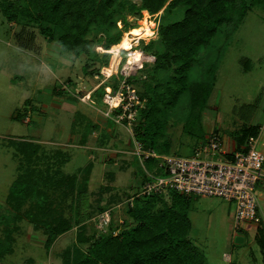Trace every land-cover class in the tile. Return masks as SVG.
Instances as JSON below:
<instances>
[{"label": "rangeland", "instance_id": "rangeland-1", "mask_svg": "<svg viewBox=\"0 0 264 264\" xmlns=\"http://www.w3.org/2000/svg\"><path fill=\"white\" fill-rule=\"evenodd\" d=\"M11 1L21 9L27 7L25 0ZM168 1L156 13H151L136 8L141 0H114V16L101 23L94 21L89 27L85 36L89 48L96 53L107 52L106 65L111 63L114 67L127 56L125 49L114 52L127 30L142 26L143 22H151L157 28L159 20L167 23L182 19L184 7L168 9ZM132 5L135 8L131 9ZM47 26L51 29L49 35L53 34L51 38L64 31L62 25L32 22L25 13H19L17 19L10 23L0 12V264H63V250L75 243L76 234L81 228L79 225L84 224L87 234L96 231V215L105 207L112 208L111 221L114 224L123 220L127 216L125 193L130 194L145 177V169L152 171L155 164L145 161V168L133 153L129 128L105 115L106 105L99 97L97 92L100 89L98 91L97 88L106 80L115 83L117 77L106 78L101 83L99 70L103 63L100 60H94L84 71L85 54L77 55L56 40H51L43 32ZM22 29L31 30L35 35L32 50L22 49L15 43L14 33ZM118 33L119 38L111 43L109 49H105L103 44L108 41V36ZM157 36L154 33L140 39L136 47L143 49L149 41L157 40ZM197 58L190 71V80L199 79L211 64H215L214 86L205 108L199 115L194 113L197 117L194 126L193 123L186 124L184 128V120L190 110L185 94L175 101L173 108L158 116L159 120L164 119L160 128L163 135L156 143L160 151L164 146L168 147L167 153L190 155L201 142L199 138L204 130L207 132L211 127L217 128L214 131L225 143L234 129L246 126L244 123L250 119L254 109L255 114L250 122L262 123L264 0L251 1L241 20L234 24H223L211 41L202 47ZM153 64L145 65L130 78L136 90L144 94L135 123L141 120L140 110L148 100L144 92L147 79L153 77L154 83H166L171 78V74L165 77L166 73L157 71ZM171 68L168 73H172ZM88 91L93 94L92 98L80 99L81 94ZM25 109L27 115L21 117ZM188 129L193 133L188 134ZM9 140L31 141L32 144L41 145V156L30 166L42 172L48 168L50 171L58 169L57 177L61 179H66L67 174H77V187L84 182V178L80 177V173L84 176V171L79 172V169L93 166L88 177L87 192L81 195L84 200L82 220L48 246L46 244L48 250L44 247L48 238L44 228L33 229L26 220L16 224L7 219L13 212L5 201L9 184L17 179L19 173H23L26 165L22 153L11 147ZM58 149L68 155L66 162L61 159L64 157L62 154H53ZM160 151L157 152L163 153ZM104 169L106 172L112 171L111 181L105 178ZM105 186L111 188L101 190ZM76 191L74 187L73 193L66 197V203L79 205ZM255 192L260 208L264 209V192ZM52 194L54 201L60 200V191ZM229 206H233V203L221 197L197 195L192 198L189 238L202 250L209 264H264V253L255 241L258 234L250 227L252 223L242 222L235 230L233 210L227 212ZM254 224L259 228L262 225L253 222V228ZM16 225L17 229L13 227ZM7 228L12 229L11 238L6 236ZM236 236H243L244 239L237 241ZM76 244L84 247L79 242Z\"/></svg>", "mask_w": 264, "mask_h": 264}, {"label": "trees", "instance_id": "trees-1", "mask_svg": "<svg viewBox=\"0 0 264 264\" xmlns=\"http://www.w3.org/2000/svg\"><path fill=\"white\" fill-rule=\"evenodd\" d=\"M166 1L141 0L140 6L136 8L156 13ZM251 1L256 2V0L168 1L166 5L168 9L182 6L184 11L182 19L178 21L166 23L159 20L157 40H151L143 46L146 52L155 55L154 68L166 73L165 77L171 74L169 82L154 83L151 76L152 78L149 77L144 84V92L148 100L145 107L140 110L141 120L134 127L136 138L144 147L160 151L156 143L163 135L160 128L164 119L159 120L158 116L173 108L172 105L183 94L187 95L190 108L184 120V128L186 124L195 125L194 120L197 117L195 118L194 113L199 115L206 106L207 98L215 83L216 66L214 63V66L211 64L199 79L191 81L190 71L193 69V64L196 60L198 61L197 56L202 47L211 41L223 24H234L235 21L244 17ZM25 2L27 7L21 9L11 0H2L0 12L10 23L17 19L19 13H25L35 23L45 21L62 25L64 31L57 37L51 38L53 34L49 35L50 26L44 28L43 32L66 50L77 55L84 53L87 57L83 65L84 71L94 60H100L103 65H106L109 54L93 52L85 36L92 22L101 23L106 18L111 19L114 16V0H25ZM130 8L135 6L132 5ZM119 36V33L108 36V41L103 44V47L109 49L111 43L115 42ZM14 39L16 45L22 49L34 48L35 35L31 30L22 29L15 32ZM169 68L172 73H168ZM116 77L113 75L111 78ZM97 89L98 91L100 89L97 93L101 98L102 86L100 85ZM138 93L144 97L139 90ZM92 96L91 93L90 98ZM16 115L18 116L19 113ZM21 115V117L27 115L26 109ZM242 129L234 133L239 136ZM186 131L188 134L193 133L189 129ZM256 133L251 136H256ZM8 143L22 153L26 165H24L23 173H19L17 179L9 184L5 201L13 212L7 219L16 224L18 221L26 220L33 229L44 228L48 233L44 247L46 244L48 246L55 238L82 220L81 208H84V200L81 195L87 192L92 165L79 169V172L84 171V176L80 173L84 182L77 187V174H67L66 179H61L57 177L58 169L50 171L48 168L42 172L30 166L36 158L38 159V156H41V145L32 144L31 141L9 140ZM166 148L168 147L163 146V151L160 152L167 153ZM55 153L62 154L64 157L61 159H64V162L68 160V155L61 150L58 149L53 154ZM146 161L155 162L150 159ZM74 187L77 190V199L79 197V205H73L72 202L66 203V197L73 193ZM110 188L111 186L109 188L105 186L101 190L108 191ZM56 191H60L61 195L57 202L53 200L54 194H52ZM125 195L128 196L129 193ZM194 197L196 196L176 191L143 196L136 198L132 206L125 204L127 216L117 224H114L112 220L105 232L96 229L91 234H87L84 224L79 225L81 228L76 234L75 243L63 250V264H209L202 250L189 238L191 223L188 211L191 199ZM25 204L26 207L23 208ZM13 227L17 229V225ZM5 231L6 236L11 238L12 229L7 228ZM257 234L255 241L264 253V229L258 230ZM235 239L239 241L244 237L236 236ZM76 242L84 244V247L78 246ZM47 246L46 250H48Z\"/></svg>", "mask_w": 264, "mask_h": 264}, {"label": "built area", "instance_id": "built-area-1", "mask_svg": "<svg viewBox=\"0 0 264 264\" xmlns=\"http://www.w3.org/2000/svg\"><path fill=\"white\" fill-rule=\"evenodd\" d=\"M150 29L149 35L133 36L131 47L125 49L127 56L124 59L114 67L110 63L101 66L99 70L101 83L106 78L117 76L115 83L106 80L102 84L101 99L107 109L105 115L129 128L133 153L143 166L148 159L155 161L152 171L145 169V177L126 197L125 204L132 206L136 198L169 191L194 196H216L233 203L235 230L239 229L242 222H258L259 202L255 190L257 182L264 179V152L257 146L259 131L256 136L248 137L244 149L227 152L221 136L213 130L187 156L159 153L154 148L144 147L136 138L133 131L136 124L134 120L144 98L130 83V78L136 71L156 60L154 54L136 47L140 39L157 33L154 24ZM95 77L98 78L99 75ZM90 94V91L84 92L80 99H89ZM111 212L112 208H106L96 215V228L99 231L107 230Z\"/></svg>", "mask_w": 264, "mask_h": 264}, {"label": "crops", "instance_id": "crops-1", "mask_svg": "<svg viewBox=\"0 0 264 264\" xmlns=\"http://www.w3.org/2000/svg\"><path fill=\"white\" fill-rule=\"evenodd\" d=\"M262 112H263L262 113V116H263L264 115V108L262 109ZM254 114H255V109H254V112H252V115H251L250 119L247 121V123H244V124H246V126L244 125L245 127L242 126V127L234 129L231 133V136L227 138L225 143H224V140H222L223 146L225 147L224 149L227 152L244 149L246 147V143H247V139H248L249 135L251 136L252 134H255L257 130L260 132L258 140H257V146L261 151L264 152V119H263L264 116L262 118L263 119L262 123L260 121H256V122L251 121L250 122V120L254 116ZM240 128L241 129L244 128V129H242V133H239V136H237V134H235L236 133L235 131L240 130ZM215 129L217 130V128L211 127L210 130H208L207 132L204 130L203 136L200 137L199 139L201 141H203L204 138L206 137V135ZM256 134H258V133H256ZM81 144H83V143H81ZM111 173H112V171H111ZM103 174L108 181H109V179H112L113 175H111L108 171L106 172L105 169L103 171ZM256 190H259L260 193L262 191L264 192V179H261L257 182ZM232 210H234V206L227 207L228 213H230ZM190 211H191V208L188 211V217H189L191 227H192V221H191L190 215H189ZM259 216H260V219L258 222L261 223L262 225H264V209L260 208V205H259ZM248 224H251V223H248ZM252 225H253V223L250 225V227L252 228V230L254 229L256 232H258V230H261V228L264 229L262 225L260 226V228L258 226H256L255 224H254V228H253ZM190 230H191V228H190ZM224 256H225V254H224Z\"/></svg>", "mask_w": 264, "mask_h": 264}, {"label": "bare ground", "instance_id": "bare-ground-1", "mask_svg": "<svg viewBox=\"0 0 264 264\" xmlns=\"http://www.w3.org/2000/svg\"><path fill=\"white\" fill-rule=\"evenodd\" d=\"M151 22H143L142 26L131 28L127 30L128 32L124 33L119 44L115 47L114 52H117L119 49H129L131 47V40L133 36H146L151 31L150 29Z\"/></svg>", "mask_w": 264, "mask_h": 264}]
</instances>
